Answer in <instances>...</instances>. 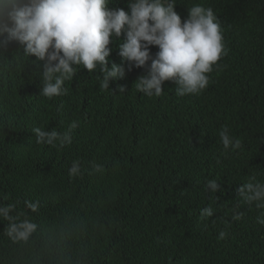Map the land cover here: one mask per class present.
<instances>
[{
	"label": "trees",
	"instance_id": "trees-1",
	"mask_svg": "<svg viewBox=\"0 0 264 264\" xmlns=\"http://www.w3.org/2000/svg\"><path fill=\"white\" fill-rule=\"evenodd\" d=\"M174 2L182 22L195 5L212 8L224 37L227 55L199 95L178 96L166 81L148 97L135 85L147 68L134 66L104 89L99 68L79 65L67 93L48 98L45 62L17 42L0 47V264H264V207L238 191L264 183V0ZM123 39L110 44L109 67ZM73 121L71 144L36 143L34 128L64 133ZM225 126L239 149H224ZM209 180L220 191L206 190ZM22 220L36 228L13 240L8 228Z\"/></svg>",
	"mask_w": 264,
	"mask_h": 264
},
{
	"label": "clouds",
	"instance_id": "clouds-1",
	"mask_svg": "<svg viewBox=\"0 0 264 264\" xmlns=\"http://www.w3.org/2000/svg\"><path fill=\"white\" fill-rule=\"evenodd\" d=\"M128 7V11L110 8V0H0V47L17 42L25 56L45 62L41 95L48 98L67 93L65 82L72 80L75 66L79 65L88 72L99 68L104 89L110 88L112 80L125 78L134 66L147 68L135 85L148 97L161 96L166 81L175 83L178 96L199 95L205 90L214 66L219 67L218 61L227 55L213 9L195 5L182 22L174 0H129ZM122 35L123 43L118 46L122 61L109 67L108 58L113 51L110 44ZM150 46L158 47L155 56ZM118 90L126 91L122 85ZM77 127L73 121L64 133L40 127L32 132L37 144L54 145L59 141L63 146L72 143L71 132ZM220 139L225 150L241 147L240 139L232 137L226 126ZM92 168L102 171L100 164L93 163ZM68 174L72 178L81 175L79 161H72ZM252 181L239 188V196L249 203L260 202L257 207H264V183ZM205 187L212 193L220 191L215 180H209ZM27 207L37 209L31 202H27ZM0 215L9 218V209L0 208ZM213 215L211 206L201 211V219ZM258 222L264 224V219ZM35 228L30 220L12 222L7 234L13 240L26 241ZM225 235L221 231L219 238Z\"/></svg>",
	"mask_w": 264,
	"mask_h": 264
}]
</instances>
